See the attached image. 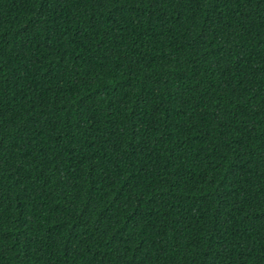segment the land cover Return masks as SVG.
I'll return each instance as SVG.
<instances>
[{
	"label": "trees",
	"instance_id": "16d2710c",
	"mask_svg": "<svg viewBox=\"0 0 264 264\" xmlns=\"http://www.w3.org/2000/svg\"><path fill=\"white\" fill-rule=\"evenodd\" d=\"M0 264H264V0H0Z\"/></svg>",
	"mask_w": 264,
	"mask_h": 264
}]
</instances>
